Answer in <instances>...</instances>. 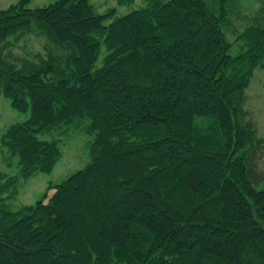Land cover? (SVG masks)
Returning <instances> with one entry per match:
<instances>
[{"label":"trees","instance_id":"16d2710c","mask_svg":"<svg viewBox=\"0 0 264 264\" xmlns=\"http://www.w3.org/2000/svg\"><path fill=\"white\" fill-rule=\"evenodd\" d=\"M30 1L0 10V98L29 113L2 134L19 164L0 171V264H264V136L245 108L264 0L246 27L244 0H148L122 15ZM32 35L41 50L15 58ZM72 132L89 162L10 207Z\"/></svg>","mask_w":264,"mask_h":264},{"label":"rangeland","instance_id":"374dc122","mask_svg":"<svg viewBox=\"0 0 264 264\" xmlns=\"http://www.w3.org/2000/svg\"><path fill=\"white\" fill-rule=\"evenodd\" d=\"M18 0H0V10L6 8L11 3ZM55 0H31L29 5L31 7L47 5ZM97 11L100 13L106 12L110 8L117 7V15H122L127 13L134 7H140L147 3L148 0H134L129 6H121L118 4V0H90ZM244 5L250 8V11L242 9V13L235 10L234 19L237 22H242L246 27L249 25L245 21L244 17L241 16L245 14H250L251 17L255 16V10L260 7L259 2L255 0H244ZM259 23L264 25V16L261 13L256 15ZM109 22V21H108ZM257 22V21H256ZM239 24V23H238ZM237 24V25H238ZM231 28V32H234ZM230 32V40L235 41V34ZM24 46H29L32 52L41 50V40L35 35L30 37L25 36L18 41V45L12 48V54L15 58H24L27 56V49ZM242 51V45L240 43H233L231 53L237 54ZM31 52V53H32ZM0 98V171L7 173L8 175H13L17 173L18 168L16 164L18 163V158L16 156L8 157V151L4 145L2 134L8 129L7 127L16 121H21L25 119L29 113H22L14 108H12L9 99L2 96ZM8 100V101H7ZM246 110L248 111V116L246 119L253 122L259 133L264 136V67L256 68L255 75L250 83V87L246 94ZM85 133L82 132H72L68 136L64 137L61 149L63 155L58 160L54 166L52 172H37L31 176L28 180L19 181L18 193L15 197L9 200L10 207L16 209L23 204L34 203L42 194L45 192V188L50 182H58L63 178L70 175L72 172L84 167L89 162V154L87 145L84 142ZM259 158L260 166H264V145L257 151L256 154Z\"/></svg>","mask_w":264,"mask_h":264}]
</instances>
